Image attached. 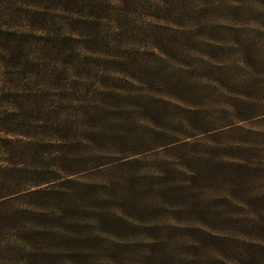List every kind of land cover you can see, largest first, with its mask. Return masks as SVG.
<instances>
[{
  "label": "rangeland",
  "instance_id": "1",
  "mask_svg": "<svg viewBox=\"0 0 264 264\" xmlns=\"http://www.w3.org/2000/svg\"><path fill=\"white\" fill-rule=\"evenodd\" d=\"M48 1H41V6L50 5ZM102 1L95 0L99 4ZM126 1L122 8L111 1L103 2V18L90 35L95 41H84L93 53L72 45L71 52L62 54L63 33L57 29L56 22L47 30L27 31L23 35L22 56L12 59L6 68L7 75L0 67V98L5 94H39L35 111L38 115L33 124L36 136L17 138L50 143L43 136L47 130L64 132L62 124L67 128L66 136L71 138L79 127L74 113L77 115L80 103L68 104L61 97L71 94L73 99L80 97L92 103L93 95L99 92L104 97L96 101L109 98L120 106L104 121L126 130L122 148H127L128 141L144 125L134 113L135 106L143 107L151 102L152 106H158L160 115L152 118L153 123L169 124L172 142L152 149L148 148L153 142L136 147L138 151L143 149L130 156L136 161L131 170L139 177L138 181L176 186L182 182L177 172L184 170L191 176L198 165L207 180L212 179L213 170L218 171L215 164L219 162L243 166L240 170L234 166L226 168L228 172H240L239 183L230 197L229 192L221 189L215 193L226 184L224 177L217 184L208 185L209 190L191 194L216 214L209 231L221 237L203 239L199 231L204 233V227L185 221L169 222L158 210L138 222L155 227L145 231L155 237L151 246L150 237L138 227L121 238L119 244L127 248L117 254L116 260L110 259L106 251L87 264H141L146 250L159 254L160 264H206L208 258L218 264H264V0ZM113 26L119 27L116 30ZM112 56L128 59L135 69L150 73L154 79L139 83L120 72L114 73L115 65L100 62L101 58L108 60ZM4 109L0 102V111ZM23 118L32 117L28 114ZM3 136L0 133V138ZM0 146L5 147L2 142ZM21 150V153L13 151L19 155L14 160L17 168L24 169L25 179L30 178V172H43L47 164L45 154L39 157V152L33 149ZM50 150L54 152V148ZM77 153L75 148L61 151L66 158H74ZM3 159L0 149V176L5 175L1 170L7 166ZM93 172L73 177L80 184L90 186L86 203H78L80 207L88 205L90 210L114 214L111 192L107 193L110 199L103 202L99 197L94 198L95 190L109 182L122 184L121 174L113 171L93 175ZM153 174L159 177L147 178L155 177ZM142 195L148 197L150 191ZM6 208L8 212L15 211V205ZM189 217L188 214L180 218L189 220ZM80 233L72 228L67 233L72 243H77L76 250L78 245H86ZM93 238L105 247L119 242L101 232ZM15 239V232L0 222V264L26 263L25 253ZM49 243L50 264H78L74 250H67L62 241L50 239ZM155 253H150L153 261L157 259Z\"/></svg>",
  "mask_w": 264,
  "mask_h": 264
},
{
  "label": "trees",
  "instance_id": "2",
  "mask_svg": "<svg viewBox=\"0 0 264 264\" xmlns=\"http://www.w3.org/2000/svg\"><path fill=\"white\" fill-rule=\"evenodd\" d=\"M41 1L44 0H0V67L4 75H7L6 68L12 64V59L15 56H22L21 53L25 47V44H22V38L27 31H44L56 22L57 29L62 30L63 33L60 45L62 54L71 52L72 45H77L81 50L93 53L84 41H95V38L90 35L96 23L103 18L101 14L104 8L103 2L106 4L111 1L120 8L125 5V2L127 3L126 0H103L102 4L95 0H50L48 1L50 5L43 4L45 6H41ZM118 27L113 26L116 30ZM15 32H18V35H14ZM112 57L108 60L101 58L100 62L103 65H115L116 72L114 73L120 72L123 76L139 83L151 82L154 79L150 73L135 69L128 59ZM139 72L142 73V76H137ZM101 96L104 97L103 93L96 92L93 95L92 103L89 102V99L84 100L80 97L74 98L77 99L74 100L71 94L61 97V101L68 100V104L72 101L80 103L77 115L76 112L74 113L75 121L77 118L79 127L77 134L72 135L71 138L66 136L68 132L64 124L61 128V131L64 132L55 133L53 130H47L43 138L51 141L50 143H40L37 140L21 141L17 138L26 139L36 136L33 132L35 129L33 124H35L34 118H37L38 115L35 114V111L38 107L39 94H29L28 92L10 96L5 94L0 98V102L5 108L2 112L0 111L2 116L0 133L4 135L3 138H0V142L5 147L0 146V149L4 155L3 160L7 163V166L1 170L5 175L0 176V207L5 206L0 209V222L7 226L9 231L15 232L17 237L15 241L25 253L26 263L24 264H50L48 250L50 239L62 241L67 250L73 249L76 253L73 257L78 259V264H87V262L101 257V253L106 251H108L107 255L110 259L116 260L117 254L127 248L125 244H119L121 238L127 237L129 233L133 232L132 230L138 227L143 230L142 233L145 236L150 237L149 245L151 246L155 237L145 234V231L154 230L155 227H145L138 222H142L143 216L156 213L158 210L162 212V217L165 216L169 222L185 221L189 225L195 223L198 227H204L206 229L204 233L199 231L203 235V239L220 238V234L209 231L211 220L216 218V214H212L210 208L206 209L191 194L192 192H204V189L209 190L208 185H215L221 177H224L227 181L223 182L226 184L215 193L221 189L223 192H229L230 197V193H233L239 183L240 172H228L226 168L234 166L235 170H240L243 166L219 162L215 164V169L218 171L213 170L212 179L207 180V176H204L201 166L198 165L191 172V176H187L184 170L177 172L178 176L182 178V182L176 186L167 183H153V181L140 182L138 181L139 177L136 178L135 172L131 170L136 161L130 156L143 152V149L138 151L136 147L144 143L153 142V146L148 149L158 147L162 145L161 143H171L169 135L171 128L168 127L169 124L153 123V117H160L158 106H152L151 102L144 103L143 107L137 105L134 108V113L144 122V125L136 137L128 141L127 148H122L123 141L126 140V130L118 128L116 125L110 126L104 121L112 111H118L120 106L108 100L109 98H105L104 101H96ZM43 99L45 100L47 97H43ZM154 101L156 102V100ZM28 114H31L32 118L24 120L23 116ZM47 114L49 113L46 112ZM24 148L39 152V157L45 154L47 160L43 172H30L28 179H25L26 176L22 173L24 169L16 167L15 162L19 155L13 152L19 150L21 153V149ZM50 148H54V152ZM64 148L77 149V156L74 158L62 156L61 151ZM113 171L121 174L122 184L109 182L99 186L95 190L94 198L99 197V201L104 202L109 198L108 194L111 192L114 197L111 204L115 208V213L103 214L100 209L90 210L88 205L80 207L78 202L86 203L85 199L89 197L87 193L90 186L80 184L73 177L83 173L93 172L94 175L99 172ZM153 175L155 177L148 176L147 178L152 180L159 177V174ZM163 181L168 182L167 180ZM61 186L67 187L66 189L59 188ZM78 189L79 193H77ZM146 190L150 191L148 197L142 195ZM225 197L227 195L221 200H225ZM6 205H15V211L8 212ZM16 205L19 206L16 207ZM89 210L91 213L88 212ZM253 213L257 214L254 210ZM188 214L191 216L189 220L180 218ZM71 228L76 231L80 230L83 235L80 239L86 241L84 247L78 245L77 249L79 250L75 249L77 243H72L67 234ZM52 232L53 236L50 237ZM99 232L119 242L105 247L93 238ZM152 252L155 253L152 250H146V254L141 256V264H160L161 256L155 253L157 259L153 261L151 259L153 254H150ZM93 263L95 264V262ZM206 264L218 263L215 259L208 258Z\"/></svg>",
  "mask_w": 264,
  "mask_h": 264
}]
</instances>
